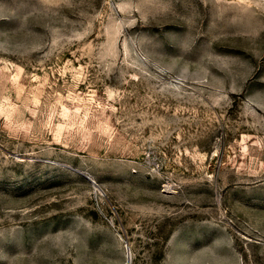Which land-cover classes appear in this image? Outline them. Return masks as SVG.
<instances>
[{"label": "rangeland", "instance_id": "1", "mask_svg": "<svg viewBox=\"0 0 264 264\" xmlns=\"http://www.w3.org/2000/svg\"><path fill=\"white\" fill-rule=\"evenodd\" d=\"M0 264H264V0H0Z\"/></svg>", "mask_w": 264, "mask_h": 264}]
</instances>
